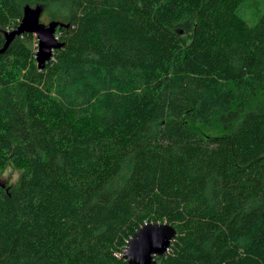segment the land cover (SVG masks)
<instances>
[{"label":"trees","instance_id":"trees-1","mask_svg":"<svg viewBox=\"0 0 264 264\" xmlns=\"http://www.w3.org/2000/svg\"><path fill=\"white\" fill-rule=\"evenodd\" d=\"M253 1L0 0V49L26 5L69 25L43 70L33 34L0 54V169L21 172L0 187V264H127L151 223L176 229L156 264H264Z\"/></svg>","mask_w":264,"mask_h":264},{"label":"water","instance_id":"water-1","mask_svg":"<svg viewBox=\"0 0 264 264\" xmlns=\"http://www.w3.org/2000/svg\"><path fill=\"white\" fill-rule=\"evenodd\" d=\"M44 7L36 4L26 5L18 26L5 34V42L0 49L4 53L15 37L23 34H33L36 37L37 49L35 61L37 68L43 70L51 61L53 52L63 44L56 36L60 28L69 25L55 20L47 24L41 22L40 17ZM176 237V229L167 223H151L143 226L134 233L123 251V259L127 264H156L157 258L167 254L171 242Z\"/></svg>","mask_w":264,"mask_h":264},{"label":"rangeland","instance_id":"rangeland-1","mask_svg":"<svg viewBox=\"0 0 264 264\" xmlns=\"http://www.w3.org/2000/svg\"><path fill=\"white\" fill-rule=\"evenodd\" d=\"M251 6H253L252 8L256 9L258 6V0H254L253 3L251 4ZM245 18L247 20L250 19L249 13L246 12L245 14ZM41 22H43L44 24H47L49 21H51V16L49 15V13L47 11H45V9L43 10V13L40 17ZM57 20H62L61 17L57 18ZM56 20V21H57ZM251 24V23H249ZM59 32L56 31V36L58 37ZM194 128L197 129V131L201 134V135H205V136H215V135H219L221 132L218 128L214 127V128H206V127H202V126H197L194 125ZM21 172L19 170H17L16 168H14L11 164H8L6 167H4L3 169H0V187L2 188H7V187H11L13 186L17 180L19 179Z\"/></svg>","mask_w":264,"mask_h":264}]
</instances>
